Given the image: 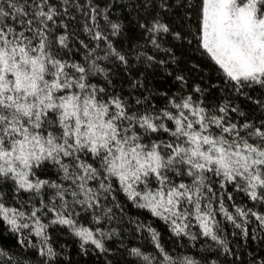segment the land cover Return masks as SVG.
<instances>
[{
    "label": "snow or ice",
    "instance_id": "6c2138e0",
    "mask_svg": "<svg viewBox=\"0 0 264 264\" xmlns=\"http://www.w3.org/2000/svg\"><path fill=\"white\" fill-rule=\"evenodd\" d=\"M0 264H264V0H0Z\"/></svg>",
    "mask_w": 264,
    "mask_h": 264
}]
</instances>
